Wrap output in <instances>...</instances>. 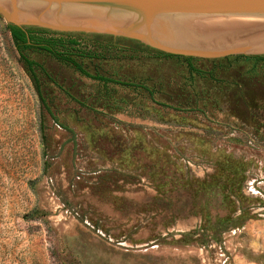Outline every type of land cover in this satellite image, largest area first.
Wrapping results in <instances>:
<instances>
[{"label":"rangeland","instance_id":"374dc122","mask_svg":"<svg viewBox=\"0 0 264 264\" xmlns=\"http://www.w3.org/2000/svg\"><path fill=\"white\" fill-rule=\"evenodd\" d=\"M9 22L0 11V264H264V50L156 57L20 22L109 46L77 59L124 84L104 83L30 47L29 69Z\"/></svg>","mask_w":264,"mask_h":264},{"label":"bare ground","instance_id":"6f19581e","mask_svg":"<svg viewBox=\"0 0 264 264\" xmlns=\"http://www.w3.org/2000/svg\"><path fill=\"white\" fill-rule=\"evenodd\" d=\"M170 4L153 7L113 0H0V10L17 21L62 28L128 31L136 27L139 35L148 34L164 47L184 51L264 50V15L200 13Z\"/></svg>","mask_w":264,"mask_h":264},{"label":"trees","instance_id":"16d2710c","mask_svg":"<svg viewBox=\"0 0 264 264\" xmlns=\"http://www.w3.org/2000/svg\"><path fill=\"white\" fill-rule=\"evenodd\" d=\"M9 30L11 37L17 50L20 52V57L25 61L27 67L31 69L32 65L35 64L32 60L28 59L23 53V48H34L50 53L56 59L62 60L71 66H73L80 73L85 76L102 81L104 83L112 82L118 84H124L116 80L98 75L90 74L82 67L77 59L81 58H104V52L109 51L110 47L103 45L102 42L95 41L93 44L85 45L84 40L71 33L55 32L42 27H21L8 23L6 25ZM101 37L103 35H95ZM139 49L148 51L156 57H166L172 54L166 53L155 48L149 47L137 41ZM257 60H264V57H255ZM187 59V58H186ZM188 60V59H187Z\"/></svg>","mask_w":264,"mask_h":264},{"label":"water","instance_id":"95a60500","mask_svg":"<svg viewBox=\"0 0 264 264\" xmlns=\"http://www.w3.org/2000/svg\"><path fill=\"white\" fill-rule=\"evenodd\" d=\"M113 1L125 2L127 5H130V6H133L134 4H139V5H145V6L154 5L153 7L155 6L156 7H161V6L170 7L172 6L170 3H175L177 5L181 4L185 7H188L186 9L187 11H197L200 13L201 12L210 13V12H215V11H217V13L220 12V13H232V14L241 13V12L243 13L256 12V14L264 15V0H113ZM7 17L10 20L9 22L10 24L21 26V27L25 26L20 23L21 21H17L10 16H7ZM53 27H56V26H53ZM57 28H62V27H57ZM63 29H71V27H65ZM78 29L89 30V28H78ZM90 30H101L105 32H111L114 34H121L127 37L138 38L145 45L155 48L157 50L166 52V53H170V54L178 53V52H181L183 54H188L191 51L193 52V50L184 51V50L164 47L154 42L153 40H151L148 34L139 35L137 33L136 27L133 28V30L131 28L128 31H111V30H105V29H90ZM238 50H242V49H235V51H238ZM229 51H232V50L219 51V52H213V53L212 52H202V51H197V52L208 53V54H224ZM242 51H246V50H242Z\"/></svg>","mask_w":264,"mask_h":264}]
</instances>
